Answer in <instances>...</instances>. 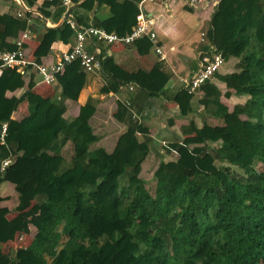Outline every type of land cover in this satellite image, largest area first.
<instances>
[{
    "label": "trees",
    "instance_id": "trees-1",
    "mask_svg": "<svg viewBox=\"0 0 264 264\" xmlns=\"http://www.w3.org/2000/svg\"><path fill=\"white\" fill-rule=\"evenodd\" d=\"M20 1L55 25L66 11L58 0L39 6L38 0ZM139 2L83 0L71 16L76 26L85 27L88 13L106 7L109 16L95 17L90 25L123 36L136 23ZM6 30L12 40L33 29L24 18H0V32ZM44 30V40H73L74 29L66 21ZM205 38L224 62L237 60L236 71L220 74V69L194 93L182 87L177 107L181 117L195 113L192 103L201 92V113L222 125L203 121L197 127L190 119L180 128L181 140L165 145L177 158L160 161L152 173L153 195L140 178L151 143L147 128L133 122L108 153L93 147L98 136L90 125L92 99L76 119L64 118L65 100L77 99V63L56 77L59 92L44 96L32 91L35 73L26 80L15 68L2 70L0 135L2 124L6 131L0 139V184H10L17 199L13 219L0 213V249L18 234L28 235L30 229L34 234L25 250L1 255L0 264H264V170L245 165L264 162V0H220ZM143 45L152 47L145 38ZM98 61L109 78L101 91L118 92L124 82L111 75L115 62L99 55ZM171 74L162 63L152 66L148 96H158ZM233 97L244 101L230 108L223 98ZM23 102L28 115L16 121L12 114ZM126 114L127 107L117 102L114 119L122 122ZM223 137L235 158L230 163H241L243 177L216 165L222 152L209 144ZM68 143L72 157L66 162L62 151ZM7 158L11 163L1 170ZM20 251L28 252L22 260Z\"/></svg>",
    "mask_w": 264,
    "mask_h": 264
},
{
    "label": "crops",
    "instance_id": "crops-1",
    "mask_svg": "<svg viewBox=\"0 0 264 264\" xmlns=\"http://www.w3.org/2000/svg\"><path fill=\"white\" fill-rule=\"evenodd\" d=\"M43 1L38 0V6ZM82 1L80 0L78 4ZM77 5L72 4L70 6L71 10ZM138 5L144 15L155 22L153 30L157 36L156 45L149 41L152 47L150 49L146 48L143 45L144 38L129 45H97L96 52L98 55L111 57L116 64L111 72L112 77L124 82V85L116 93H105L101 91V88L108 83L109 78L103 74L100 67L91 71H84L79 68L80 75L74 87V92H77V99L65 100L64 118L66 121L76 119L79 108L92 99L95 105V113L90 120V125L98 136V141L93 147L94 149L101 147L108 153L115 150L119 140L126 134L128 127L133 122L141 124L148 129L151 138L149 153L145 161L148 158V161L151 160L150 166H152L151 172L153 173L160 161H172L177 158L178 153L173 150L167 152L165 145L181 140L180 128L186 125L190 119L195 122L197 127H201L203 121L211 126L218 124L215 119L204 117L201 113L202 108L197 105L198 99L202 96L201 92L196 93L192 103L195 113L189 114L188 117L179 115L178 98L176 96L177 92L184 86L183 82L197 71L203 57L211 53L210 46L205 38V32L213 9L189 8L183 0H140ZM25 9L20 0H0V18L11 17L14 20L24 18L26 21L28 19V24L33 29L32 31L26 30L28 31V37L24 41L25 45L23 44L24 53L29 61L25 68L27 72L26 80L32 74L31 72L35 73L36 83L32 91L41 96L48 94L50 91L59 92L60 87L56 80L51 85L41 84L35 68L31 64L52 63L71 45L72 42L63 44L56 41L54 36L46 40L43 39L45 27H56L64 14L55 25L42 16L36 7L26 9V11ZM71 10L70 17L72 18ZM81 14L82 12L79 10L78 15ZM108 16L109 12L106 7L94 9L87 14L88 25L85 27L92 26L90 24L95 17L105 19ZM15 40L9 38L8 30L0 32V48H12ZM156 46L162 51L165 58L163 61L154 51ZM90 49L91 52H95V48ZM159 63L169 68L172 74L163 91L158 96L149 97L147 91L150 90V86L146 80L147 72L152 66ZM223 68L229 70V62H224ZM229 72L231 70L226 72L223 70L220 71V74ZM117 102L125 106L126 103H129V107L126 106V117L122 122L115 120L113 117ZM27 115L28 106L23 102L12 114V119L20 121ZM133 115L134 118H132ZM215 127L221 126L215 125ZM66 148L71 149L70 144H67ZM166 152L167 154H165ZM70 157H72V151ZM9 192L13 191L8 188L0 191V199H3V201H0V213H5L7 218L10 215L7 208L8 201L6 200L10 196ZM15 216L14 213L13 218ZM30 233L33 235L34 231L32 232V229H30ZM25 236L29 237V235L18 234L13 241L4 244L0 249V256L9 253L11 249L19 250L16 246L20 242L18 237L24 239Z\"/></svg>",
    "mask_w": 264,
    "mask_h": 264
},
{
    "label": "built area",
    "instance_id": "built-area-1",
    "mask_svg": "<svg viewBox=\"0 0 264 264\" xmlns=\"http://www.w3.org/2000/svg\"><path fill=\"white\" fill-rule=\"evenodd\" d=\"M52 2L53 0H47ZM59 3L68 10L72 5V0H58ZM185 5L189 8H211L214 9L220 0H183ZM26 11V9H25ZM66 12V11H65ZM74 29V36L71 45L68 49L61 53L59 57L49 64H31L35 68V72L39 77V82L44 85H51L55 82L56 77L64 72V69L72 63H77L84 71H91L99 68L97 45H115L123 44L129 45L135 43L137 40L147 38L150 42L156 45V33L153 28L155 22L151 18H147L142 10H140L136 17V23L131 28L128 34L119 36L113 32H106L102 28L93 26L83 27L76 26L72 18L69 16L65 20ZM63 21H60L61 24ZM27 23L29 20L27 19ZM58 24V25H59ZM28 37V31H25L13 43L14 49L0 50V75L4 68H15L21 75L27 76L25 68L29 64L24 53V41ZM90 48H95V52H91ZM155 53L159 55L160 60L165 58L159 47H155ZM224 65V60L221 53L211 52L209 55L203 57L197 71L186 81H184V88L188 93H194L201 88V86L210 80L213 75L218 72ZM131 88V87H130ZM129 107V103H126ZM135 116L133 115L132 118ZM6 124H2L0 139L5 135ZM11 163V159H5L1 164V170ZM18 240L23 241L22 237ZM26 248V247H25Z\"/></svg>",
    "mask_w": 264,
    "mask_h": 264
},
{
    "label": "rangeland",
    "instance_id": "rangeland-1",
    "mask_svg": "<svg viewBox=\"0 0 264 264\" xmlns=\"http://www.w3.org/2000/svg\"><path fill=\"white\" fill-rule=\"evenodd\" d=\"M236 64H237V60H233L232 63L229 64V70H233L234 69L236 71V67H235ZM223 70H224V72L229 71V70H225L222 67L221 71H223ZM223 101L226 104H228L230 106V108H232V106L234 104L242 103L244 101V99L243 98H239V97H233V98H231L229 100L223 98ZM196 108H198V107L196 106ZM216 121L218 122V124H213L212 126H215V125L221 126L222 125V123L220 121H218V120H216ZM226 141H227L226 138L223 137V138H221V140L219 142L214 143V144H209L210 147L216 148V149L218 148L222 152V157L216 162V165L218 167H220V166L221 167H228L230 169V173H231L232 176H235L237 178L243 177L244 176V172L241 169V163H238L236 165H232L230 163V161L235 159V158L233 156V152L230 151L229 149L225 148L226 147V145H225ZM68 144H70V143H68ZM66 147H67V145L64 147V149L62 151V154H63L66 162H69V158H71L70 155H71L72 147H71V144H70L71 149L70 148L68 149ZM165 154H167V153H165ZM148 160H149V158L147 159V161H145V163L143 165V169H142V172L140 174V178H142L145 181L146 190L151 195H153L154 194V190H155V180L152 177V172H151L152 171L151 170L152 166H150L151 165V163H150L151 160L150 161H148ZM246 164L248 166H252L254 168V170H256L257 172H260V171L264 170V162H262V161H254V162L252 161V162H249V163H245V165ZM221 178L223 180H225L223 177H221ZM5 188H8L9 190L13 191V192H9L8 194L10 196L8 198H6V200L8 201L7 208L10 210V211L8 210L10 212V215H9L8 218L9 219H13V214L14 213L12 211V208H13L14 204L16 203L17 195L14 192L13 187L10 184H8L6 182L0 184V191L2 189H5ZM11 213H13V214H11ZM32 232H33V230H32ZM28 235H29V237L25 236L23 241L17 243L16 246H17V248H19V250H25L28 247L29 243L31 242L30 239H32V237H33L32 233H29ZM20 253H21V255H20L21 258L20 259L22 260L24 258V256L27 255L28 252L27 251H20ZM121 264H126V262H121Z\"/></svg>",
    "mask_w": 264,
    "mask_h": 264
},
{
    "label": "water",
    "instance_id": "water-1",
    "mask_svg": "<svg viewBox=\"0 0 264 264\" xmlns=\"http://www.w3.org/2000/svg\"><path fill=\"white\" fill-rule=\"evenodd\" d=\"M70 10H71V8H69L68 10H66V12L64 13L63 18H62L61 21L65 20L67 17L70 16Z\"/></svg>",
    "mask_w": 264,
    "mask_h": 264
}]
</instances>
